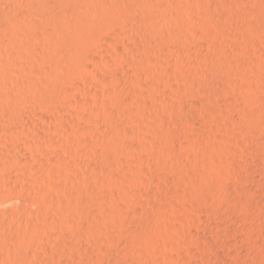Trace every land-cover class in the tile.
I'll return each instance as SVG.
<instances>
[{
	"label": "rangeland",
	"instance_id": "rangeland-1",
	"mask_svg": "<svg viewBox=\"0 0 264 264\" xmlns=\"http://www.w3.org/2000/svg\"><path fill=\"white\" fill-rule=\"evenodd\" d=\"M42 2L0 0V264H264V0Z\"/></svg>",
	"mask_w": 264,
	"mask_h": 264
},
{
	"label": "bare ground",
	"instance_id": "bare-ground-1",
	"mask_svg": "<svg viewBox=\"0 0 264 264\" xmlns=\"http://www.w3.org/2000/svg\"><path fill=\"white\" fill-rule=\"evenodd\" d=\"M41 2H42V0H40ZM59 1V0H58ZM65 1H67V0H65ZM72 1V0H71ZM57 2V1H56ZM42 3H44V2H42ZM42 3H41V5H42ZM59 2H57L56 4H58ZM46 4H48L47 2H46ZM53 4V3H52ZM61 5H64V3H62ZM163 5V4H162ZM36 6V5H35ZM60 5H58V7H59ZM65 6V5H64ZM74 6V5H73ZM31 7V6H30ZM40 7V6H39ZM48 7V6H47ZM58 7H57V9H58ZM61 7H63V6H61ZM168 7H170V6H168ZM16 8H17V6H16ZM34 8V7H33ZM51 8H53V12L51 11V15H52V13H54V11H55V9L56 8H54V7H51ZM50 8V9H51ZM1 9H2V7H1ZM3 9H4V7H3ZM7 9V8H6ZM22 9V8H21ZM30 9V8H29ZM59 9H61V8H59ZM69 9V8H68ZM73 9V8H72ZM165 9H166V7H165ZM5 10V9H4ZM17 10V9H16ZM28 10V9H27ZM48 10V9H47ZM64 10V9H63ZM71 10V9H70ZM74 10V9H73ZM73 10H72V12H73ZM12 11V10H11ZM57 11V10H56ZM61 11H62V9H61ZM3 12V11H2ZM24 12V11H23ZM31 12V11H30ZM45 12V11H44ZM4 13V12H3ZM13 13V12H12ZM21 13V12H20ZM33 13V12H32ZM37 13V12H36ZM36 13H35V15H36ZM39 13H40V11H39ZM46 13V12H45ZM49 13H48V15H49ZM64 13H66V12H64ZM2 14V13H1ZM15 14H16V12H15ZM17 14H18V12H17ZM47 14V13H46ZM58 14V16H60V14L59 13H57ZM28 15V14H27ZM37 15H38V13H37ZM45 15V14H44ZM61 15H62V13H61ZM2 16V15H1ZM13 17H14V15H12ZM29 16V15H28ZM50 16V15H49ZM54 16H57L56 14L54 15ZM63 16H64V14H63ZM5 17V16H4ZM16 17H18L17 15H16ZM21 17V16H20ZM45 17H46V15H45ZM51 17V16H50ZM60 17H62V16H60ZM12 18V17H11ZM55 18V17H54ZM69 18V17H68ZM16 19V18H15ZM14 19V20H15ZM32 19H34V17L32 18ZM48 19V18H47ZM59 17H57V21L59 22ZM49 21V20H48ZM63 21H65V20H63ZM49 22H51V21H49ZM61 22V21H60ZM20 23H21V21H20ZM32 23H34V22H32ZM72 23V22H71ZM18 24V23H17ZM17 24H16V26H17ZM73 24V23H72ZM5 25V24H4ZM19 26H20V24H19ZM34 26H35V23H34ZM66 28V27H65ZM105 28V27H104ZM48 29V28H47ZM105 32V31H104ZM50 33V32H49ZM93 33V32H92ZM102 34V33H101ZM50 36V35H49ZM110 36V35H109ZM95 38V37H94ZM116 38V37H115ZM6 41V40H5ZM4 43V42H3ZM45 91V90H44ZM47 93V92H46ZM53 94V93H52ZM51 97V96H50ZM43 98V97H42ZM50 102V101H49ZM52 102V101H51ZM6 108V107H5ZM9 109V108H8ZM10 112V111H9ZM14 112V111H13ZM18 114V113H17ZM9 115V114H8ZM5 116V115H4ZM17 116V115H16ZM25 116V115H24ZM1 119V118H0ZM2 120V119H1ZM6 120V119H5ZM15 122V121H14ZM6 123V122H5ZM15 127V126H14ZM42 129V128H41ZM41 129H40V131H41ZM1 130V129H0ZM43 130V129H42ZM19 131V130H18ZM39 131V130H38ZM10 132V131H9ZM46 132V131H45ZM7 133V132H6ZM36 133V132H35ZM39 133V132H38ZM38 133H36V134H38ZM42 133H44V131L42 132ZM9 134V133H8ZM41 135V134H40ZM7 136V135H6ZM9 137V136H8ZM10 142V141H9ZM12 145V144H11ZM14 148V147H13ZM11 152V151H10ZM15 153V152H14ZM17 157V156H16ZM20 159V158H19ZM6 189V188H5ZM10 189V188H9ZM4 191V190H3ZM9 192V191H8ZM1 193H3V192H1ZM9 194V193H8ZM3 195V194H2ZM1 196V195H0ZM15 196V197H14ZM5 195L4 196V198H2L3 199V201L6 203V202H12V201H14L15 200V198H16V195ZM2 199H0V200H2ZM16 200H17V198H16ZM2 202V201H1ZM3 202V203H4ZM14 203H15V201H14ZM93 222V221H92ZM84 223V222H83ZM93 225V224H92ZM95 226V225H94ZM84 229V228H83Z\"/></svg>",
	"mask_w": 264,
	"mask_h": 264
}]
</instances>
